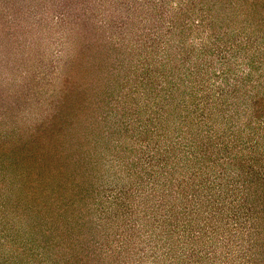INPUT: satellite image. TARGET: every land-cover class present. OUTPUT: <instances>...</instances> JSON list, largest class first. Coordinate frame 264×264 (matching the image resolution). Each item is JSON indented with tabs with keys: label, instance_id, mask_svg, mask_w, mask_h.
Listing matches in <instances>:
<instances>
[{
	"label": "rangeland",
	"instance_id": "374dc122",
	"mask_svg": "<svg viewBox=\"0 0 264 264\" xmlns=\"http://www.w3.org/2000/svg\"><path fill=\"white\" fill-rule=\"evenodd\" d=\"M0 264H264V0H0Z\"/></svg>",
	"mask_w": 264,
	"mask_h": 264
}]
</instances>
